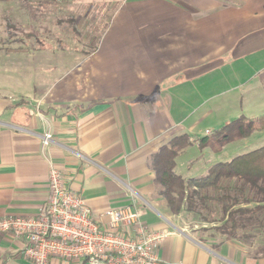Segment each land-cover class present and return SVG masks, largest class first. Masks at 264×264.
Here are the masks:
<instances>
[{"label": "crops", "instance_id": "crops-1", "mask_svg": "<svg viewBox=\"0 0 264 264\" xmlns=\"http://www.w3.org/2000/svg\"><path fill=\"white\" fill-rule=\"evenodd\" d=\"M13 3L74 10L79 24L92 10L109 15L90 52L85 46L25 52L44 59L65 58L69 50L78 59L74 69H0V219L38 215L48 197L50 160L95 221L108 209L131 207L148 229L167 232L157 251L164 264H264L262 230L241 240L194 213L172 215L150 166L171 138L197 141L238 119L231 109L242 112L244 100L257 92L264 97V0ZM45 132L52 143L42 149ZM193 147L200 149L194 142L175 161L185 179L202 177L176 172ZM206 152L214 153L205 148L200 155ZM192 221L215 233L200 232ZM22 248L21 239L2 235L0 264H31Z\"/></svg>", "mask_w": 264, "mask_h": 264}, {"label": "built area", "instance_id": "built-area-1", "mask_svg": "<svg viewBox=\"0 0 264 264\" xmlns=\"http://www.w3.org/2000/svg\"><path fill=\"white\" fill-rule=\"evenodd\" d=\"M52 135L41 137L42 149ZM48 197L38 215L0 219V237L23 241L22 256L31 264L50 259L86 264H164L157 251L167 232L148 229L131 207L108 209L102 222L91 218L84 201L65 188L60 171L48 161Z\"/></svg>", "mask_w": 264, "mask_h": 264}, {"label": "trees", "instance_id": "trees-1", "mask_svg": "<svg viewBox=\"0 0 264 264\" xmlns=\"http://www.w3.org/2000/svg\"><path fill=\"white\" fill-rule=\"evenodd\" d=\"M9 1L15 0L0 3ZM256 129H264V115L257 123L235 119L197 141L182 134L163 145L150 166L169 212L179 215L187 211L202 222L221 224L219 230L231 238L247 240L259 235L260 230L264 232V146L229 162H217L202 177L185 179L174 171L176 158L194 142L200 150L210 148L217 153Z\"/></svg>", "mask_w": 264, "mask_h": 264}, {"label": "rangeland", "instance_id": "rangeland-1", "mask_svg": "<svg viewBox=\"0 0 264 264\" xmlns=\"http://www.w3.org/2000/svg\"><path fill=\"white\" fill-rule=\"evenodd\" d=\"M51 7L45 11H37L34 8L26 9L21 3L12 4V1L0 4V69H38V71L74 69L78 59L74 57L75 55H71L72 52H67L69 50L66 51L65 58L46 57L44 59L26 57L25 52L36 53L43 46L45 48L63 46L70 49L85 46L84 52H90L97 44V39L108 20L109 11L92 10L89 17L79 24L78 19L76 21L73 19L74 10ZM243 104L240 113H237L238 109H231V112L235 114L232 119L241 118L244 114L243 116H252V121L257 123L258 117L264 115V97L261 98L260 92L244 100ZM232 113L229 116H232ZM263 146L264 129H256L247 138L230 142L217 153L206 152L200 155L201 150L193 147L187 150V154L180 156L183 158L177 160L176 172L188 177L203 176L204 166L217 162H229L239 155ZM190 158L194 163L189 166L187 162ZM184 218L187 221L186 217ZM190 225H196L197 229L206 235L215 233L211 225H202L194 221Z\"/></svg>", "mask_w": 264, "mask_h": 264}]
</instances>
